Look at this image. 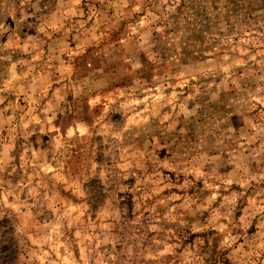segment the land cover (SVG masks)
<instances>
[{"label": "clouds", "instance_id": "1", "mask_svg": "<svg viewBox=\"0 0 264 264\" xmlns=\"http://www.w3.org/2000/svg\"><path fill=\"white\" fill-rule=\"evenodd\" d=\"M86 2L99 7L0 0V214L16 218L23 264H264V0H243L242 14L217 24L215 51L200 64L175 52L198 23L182 0ZM209 15L224 20L219 10ZM157 25L173 32L162 37L166 56L154 51ZM24 27L34 34L21 39ZM72 43L98 45L87 68L77 66ZM141 54L157 70L147 81ZM181 72L186 88L176 91ZM208 78L223 83L216 89ZM97 132L105 159L93 167ZM74 149L80 163L69 171ZM101 170L105 190L128 192L123 181H137L135 213L126 203L114 211L109 197L107 228L91 219L82 187ZM69 200L86 206L69 211ZM212 227L214 255L201 238L185 244Z\"/></svg>", "mask_w": 264, "mask_h": 264}, {"label": "rangeland", "instance_id": "2", "mask_svg": "<svg viewBox=\"0 0 264 264\" xmlns=\"http://www.w3.org/2000/svg\"><path fill=\"white\" fill-rule=\"evenodd\" d=\"M90 6L99 7V5H89L86 0H82L81 3V9L83 12H87ZM249 5H246L243 0H182L181 4V11L187 7L190 11H192L194 17L197 20V25L194 27L193 30L189 31L187 33V36L185 38V46L184 47H176L175 52L181 55L184 60L182 62L186 63L188 61H192L195 64H200L203 62L210 61L213 52L215 51V39L213 38V33L215 31V28L217 24L224 22L227 23V21L235 16L242 14L243 10L248 7ZM209 8L212 11L219 10L220 13L223 15L224 20L221 21L220 17H212L209 15ZM141 25H143V14H141L140 19L137 21ZM4 23L7 24V26L10 29H15L16 24L12 19L6 18L4 20ZM21 37V39L25 38L26 36H31L34 34L33 30L28 29L27 27H24L20 30L18 33ZM103 38V33H99ZM172 37L173 32L171 29L165 30L162 28V26L157 25L156 31L153 32V37L161 41L160 44H157L154 48L155 50H160L165 53V56L170 48L169 45H166L162 41V37ZM117 37V33L113 31L112 33V39L114 40ZM7 39V34H5V41ZM211 42V43H210ZM70 48L73 49L71 55L75 56L77 58L78 67L82 66L83 68H87L88 65L97 57L96 48L98 45H87L83 47L81 50V46L77 45L75 43H72L69 45ZM165 56H162L161 58L164 59ZM62 59H67V57H62ZM141 63L144 65L143 68L138 70V75L140 79H143L145 81L150 80L152 75L157 71L155 67H153L149 61L148 57H145L143 54H141L140 57ZM178 79L176 82L172 85V88H174L176 91H183L186 88V85L182 83L183 80V73H177ZM223 83V81L220 78H215V81H213L212 78H208V84L210 87L218 89L220 85ZM167 94L169 97L173 95V92L171 89L167 90ZM230 96L231 93H228ZM71 99V97L69 98ZM99 99V98H95ZM204 100H215V97H204ZM89 106H91L92 101L90 100L88 102ZM87 119V117H85ZM177 131L181 132L183 131L179 126L177 127ZM72 132L71 128H68V134L70 135ZM48 137L45 136L44 140L47 142ZM97 142H100L99 144V151L96 153L94 157V163L93 167L96 166V164L103 163L105 159V146L103 144V133L97 132V135L92 140V145L95 146ZM153 142H155V138H153ZM161 147L158 149L159 152L164 153V155L160 156L159 159L161 161H166L168 158V152L167 148L164 147L165 141L163 139L160 140ZM79 152V149L73 150V156L72 159L68 161V170H77L78 165L80 163V157L77 155ZM231 166H226L220 169L221 172H227L230 169ZM252 167H255V164H252ZM49 168H52L51 165H49ZM170 172L169 169H165V174H168ZM60 182H63L67 177H65L63 174L56 177ZM124 184H131L132 188L135 187L137 181L135 178H133L131 181L125 179L123 181ZM83 190L88 193L89 201L91 202V206L93 207L94 215L91 217V219L94 220H100L101 221V227L107 228L108 225L105 224L103 221L105 219H109V212H108V202L109 197H112V204L114 206V211L119 210L124 206L126 203L128 206V215L131 216L135 213V199L136 197L132 195V188H129L128 192L124 191H115V184L109 185L108 189L105 190V180H104V172L101 170L100 174L98 176L89 175L88 179L84 181L83 184ZM203 187L202 182H198L193 188H190L187 190L188 196H193L195 194H198V191L200 188ZM238 186L233 185V188H237ZM173 194L175 195L177 201L180 198V190L179 189H173ZM67 194V189H65L64 192L60 194L61 197ZM127 197V200L124 198ZM103 205V207H102ZM86 205H76L73 204L71 200L68 202V208L69 211H71L75 207H85ZM237 215H240V213H237ZM38 219H43V216L38 217ZM217 231L216 227H212L207 229L206 232L198 233L193 232L190 236H188L185 239V244H195L198 238H201L205 241L208 248L213 249V255H214V240H213V234ZM255 232V226H253L249 230V234ZM22 251L20 242L16 238V218L10 214L9 211H5L2 214H0V264H23V261L21 260ZM211 259V257H210ZM66 264H70V262L66 261Z\"/></svg>", "mask_w": 264, "mask_h": 264}]
</instances>
